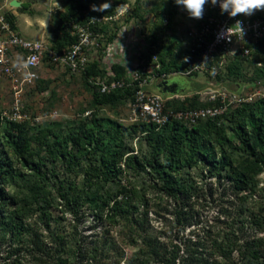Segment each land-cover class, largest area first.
<instances>
[{"label":"rangeland","instance_id":"1","mask_svg":"<svg viewBox=\"0 0 264 264\" xmlns=\"http://www.w3.org/2000/svg\"><path fill=\"white\" fill-rule=\"evenodd\" d=\"M17 1L20 6L13 9V14L19 31L49 43L59 32L60 13L66 12L67 5L91 7L103 2ZM118 1L111 0L114 14L101 21L105 26L102 38L91 34L90 61L106 67L117 63L125 68L126 77L136 68L139 54L147 50L173 58L171 66L187 65L186 33L202 22L207 5L204 17L195 19L174 0H124L119 5ZM171 15V21H165ZM76 18L81 19L79 15L64 18V28ZM110 37L113 42L104 59L101 49ZM167 44L170 53L166 51ZM227 63L219 68L218 76L200 73L186 77L182 84L173 78L180 87H172V93L178 96L173 106L191 109L209 103L225 104L222 121L235 150L215 145L214 153L216 158L221 153L229 157L227 173L248 172L245 190L236 192L229 178L219 184L218 178L209 173L210 165L201 160L193 158L191 165L183 163L190 154L187 145L174 149L172 156L179 160L171 162L168 155L172 147L150 142L146 132L136 127L129 99L96 105L83 71L45 64L38 68L37 78L23 86L18 101L10 82L0 80V158L23 174L7 179L5 197L0 202L8 209L24 208L27 199L30 203L25 206V224L49 235L47 223L53 234L65 239L62 264H146L143 254L150 251L153 243L170 251L177 246L183 250L185 244L210 246L214 240L235 243L233 259L242 257V243L257 246L262 252L258 264H264V162L254 161L263 146H257L256 153L247 156L239 135L241 124L250 128L248 114L254 113L264 122V104L258 103L264 98V41L232 71L226 68ZM154 91L161 89L155 87ZM11 121L24 126L25 151L7 140L8 132H13ZM81 129L94 132L100 145L85 143V139L72 144L70 137L78 136ZM207 135L214 143L213 134ZM55 137L60 144L55 143ZM45 142L55 145L58 158L46 151ZM63 148L75 158L61 159ZM103 151L118 153L116 176L107 182L93 179L96 188L92 185L88 195L84 193L76 204L68 201L69 188L84 187V170L89 162H99ZM130 154H135L139 162L127 160ZM160 169L181 186L183 193L179 195L184 206L166 191ZM33 188L39 193L31 195ZM62 191L64 196L60 195ZM122 199L128 200L129 206L120 205ZM189 205L193 208H187ZM34 243L29 235L11 238L0 231V264H54L37 258ZM218 262L228 264V259L219 258Z\"/></svg>","mask_w":264,"mask_h":264},{"label":"trees","instance_id":"2","mask_svg":"<svg viewBox=\"0 0 264 264\" xmlns=\"http://www.w3.org/2000/svg\"><path fill=\"white\" fill-rule=\"evenodd\" d=\"M123 2L124 0H119L117 4L119 5ZM92 7L93 6L86 7L81 3H76L72 6L67 5L66 12L60 13L58 24L59 32L54 34V37L50 43V47L53 50L60 52L78 41V33L74 28L75 25H87L91 32L99 33V39L102 38L105 31V26L101 22L102 20L91 21V19L112 16L114 14V7L108 9L105 12L93 11ZM69 15H79L81 19H74L73 23L64 28V21L62 20L64 18H68ZM10 18L12 19L13 23L15 20V16L13 14H10ZM171 18L172 15L170 18L168 17L165 19L168 22L171 21ZM112 40L113 38L110 37L101 50L105 49V47ZM166 51H168V53H170L171 51L168 44L166 47ZM152 53H155L157 55L161 63L160 69L154 70L155 73H168L173 70H182L188 65L189 60L195 56V54L190 53L189 49L187 48L188 63L185 67L181 68L177 65L171 66V63H174L175 60L173 58L166 59V54H160V51H143V55L146 60L150 59ZM245 58L247 57H236L229 60L226 68L229 71H232L233 67L237 68L238 62ZM111 69L114 75L107 77L109 81L112 79H120L122 77H125V68H123L121 65L115 63L111 66ZM106 71L107 70L105 68L101 67L99 63L95 61H89L85 67V70L83 71L88 84L92 88V98L94 104L102 105L106 102H114L119 98H127L130 100L133 93L130 87L118 88L107 93L100 92L97 85L93 83L92 78L96 76H99L100 78L106 77ZM215 76H218V73H216ZM174 100L175 99H171L167 101L166 107L173 108ZM183 102L184 100L179 101V103L181 104ZM213 103L217 104L215 102ZM258 103L259 105L264 104V98H262ZM212 105V103H209V105L207 106ZM173 109L188 108H184L178 105ZM222 118L223 113L215 117L200 119L193 124H187L179 120H171L164 126L157 128V126L152 123L137 120L135 122V125L136 127L139 126L142 131L146 132L147 138L150 142H156L166 148H169L170 146L172 147L168 155L169 157H171V162H178L179 160L178 157L172 156L174 153V149L179 150L181 149V145H187V149L190 151V154L185 157L183 163H185L186 165H191L193 158H196L203 161L204 163L209 164V173L210 175H215L218 178L219 184L222 183L224 178H229L233 183L232 187L235 189V191L240 192L248 187V172L245 170H239L234 174L227 173L226 167L230 163L229 157L225 153H221L220 156L216 158L217 156L214 153L215 145H218L221 148L230 146L231 149L235 150V146H231V144H229L228 137L225 134V126ZM259 120L260 119L258 118V116H256L254 113L248 114L247 125H249L250 128L247 129L244 124H241L242 132L239 133V135L242 144V150L247 153V156L256 153L257 146L260 148L263 146V149L258 150L257 152L256 156L258 157L254 158V161L262 163L264 162V122H260ZM9 125L10 128H12L13 132H8V142L12 144H19L21 150L25 151L26 148L24 144L26 143V132L24 126L21 125L20 122L15 121H11ZM14 132L16 134H14ZM207 133L213 134L215 138L214 143L211 138H209ZM70 139L72 141V144H76L79 142V140L85 139V141L87 140L85 143L91 144L92 142H94L95 145H100L99 141H97L96 137L94 136V132H86V130L84 129H81V133L78 136H71ZM54 141L56 144L61 143L56 137ZM44 144H46L45 149L49 154L54 155L55 158L59 157L57 155L58 150H56L55 145L49 144L48 142H45ZM61 155V159H69L70 161L76 156L69 151L67 152L65 148L61 150ZM117 158V152L113 154L103 151V153H101V155L99 156V162H89L83 172V177L85 178L84 187L80 188V190L74 187H70L68 201L76 204L82 198V195H84V193L88 195L87 192L93 185V179H96L97 182H107L112 180L117 173L115 164ZM127 160H132L135 163L139 162V159L135 154L128 155ZM25 161L27 160L25 159ZM169 165L171 164L169 163ZM159 173L160 177L163 179L166 191L170 193V195H173L177 200H181L178 205L184 206L185 204L183 203L182 196L179 195L182 192V188L179 183L174 181L172 176H167L161 169L159 170ZM15 176L19 177L23 176V174L14 171L8 162L4 163V161L0 158V200L5 197V182L8 178ZM85 187L87 189H85ZM64 192L65 191H62L60 195L64 196ZM38 193L39 191L37 190V188H33L31 195ZM29 203L30 202L25 199L23 203L24 208L19 206L18 208L8 209L6 208L5 203L0 202V231H5L11 238L24 234L29 235V237L34 238L36 255L40 261L50 260L54 264H62L60 257L65 250V239L60 235L58 236L56 233L53 234L47 223L45 224L46 230L49 232V235H43L37 228H31L30 226L26 225L24 221V215L27 211V208H25V206H27ZM120 205H124L125 207L129 206L128 200L122 199L120 201ZM189 207L190 209L193 208L192 205H189L187 208ZM234 247L235 243H232L230 241L224 243L214 240L212 241L210 246H208V244L195 246H191V244H185L183 250L181 249V246H177L176 248H173V250L168 251L166 249H163L159 244L153 243L150 251H147L143 254V260L146 264H216L219 263V258L224 259L225 261L227 258L228 264H258L261 262L260 257H262V252L257 246L242 243V257L236 259L232 258L231 250Z\"/></svg>","mask_w":264,"mask_h":264},{"label":"built area","instance_id":"3","mask_svg":"<svg viewBox=\"0 0 264 264\" xmlns=\"http://www.w3.org/2000/svg\"><path fill=\"white\" fill-rule=\"evenodd\" d=\"M11 1L0 0V80L6 79L10 82L16 101L19 100L23 86L36 79L38 68L45 64L60 65L74 71L85 70L90 61L91 34L97 38L99 33L91 32L87 25H75L78 41L57 52L45 39L24 36L19 31L15 20L14 27L10 14H13V9L18 7L11 4ZM102 19L104 17L92 18L91 21ZM238 23L243 25V34ZM263 41L264 9L257 10L252 15L240 14L237 17H230L222 14L218 5L208 4L206 16L202 22L186 33L187 48L195 56L189 60L184 69L155 73L154 70H159L161 66L157 55L152 53L150 59L146 60L141 52L136 68L129 75L127 73V77L125 75L120 79L109 81L107 77L114 75L111 65L106 67L100 63L99 65L107 70L106 77L96 76L92 78V81L102 93L130 87L133 91L130 99L131 112L136 121L149 122L157 128L171 120L193 124L200 119L220 115L226 107L225 104L191 109L168 108L166 102L178 97L177 94L163 92L162 87H158V83L155 86L161 89L160 92H150L148 86L155 80L160 83L165 79L197 76L200 73L211 72L215 75L227 61L236 57L251 56L253 48ZM112 42L113 40L102 50L105 52L103 58L109 55V51L106 50ZM214 97V95L211 96V98Z\"/></svg>","mask_w":264,"mask_h":264},{"label":"clouds","instance_id":"4","mask_svg":"<svg viewBox=\"0 0 264 264\" xmlns=\"http://www.w3.org/2000/svg\"><path fill=\"white\" fill-rule=\"evenodd\" d=\"M191 18L202 19L205 6L208 4L218 5L222 14L237 17L240 14L252 15L255 11L264 9V0H174ZM112 7L111 0H103L99 5H93L92 10L105 12ZM243 34V25L239 24Z\"/></svg>","mask_w":264,"mask_h":264},{"label":"water","instance_id":"5","mask_svg":"<svg viewBox=\"0 0 264 264\" xmlns=\"http://www.w3.org/2000/svg\"><path fill=\"white\" fill-rule=\"evenodd\" d=\"M11 4L15 5L16 7L20 6V2L16 1V0H12ZM176 86V81L175 80H162L159 84L158 87H162V91L163 92H172V87Z\"/></svg>","mask_w":264,"mask_h":264},{"label":"crops","instance_id":"6","mask_svg":"<svg viewBox=\"0 0 264 264\" xmlns=\"http://www.w3.org/2000/svg\"><path fill=\"white\" fill-rule=\"evenodd\" d=\"M176 79V81L178 80V82H179V84H182V83H184V81L186 80V77H176L175 78ZM156 83L157 82H154V83H152V84H150L149 86H148V90L150 91V92H154V93H156L157 91H154L155 90V85H156ZM151 85H153V88L151 87Z\"/></svg>","mask_w":264,"mask_h":264},{"label":"flooded vegetation","instance_id":"7","mask_svg":"<svg viewBox=\"0 0 264 264\" xmlns=\"http://www.w3.org/2000/svg\"><path fill=\"white\" fill-rule=\"evenodd\" d=\"M177 83L179 84L178 80H177ZM178 84L176 85V87L178 86ZM178 88H180V87L178 86Z\"/></svg>","mask_w":264,"mask_h":264}]
</instances>
